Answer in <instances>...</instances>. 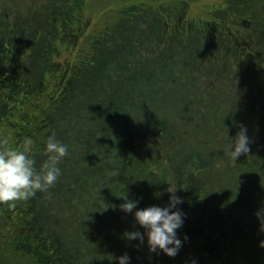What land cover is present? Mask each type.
Wrapping results in <instances>:
<instances>
[{
    "label": "trees",
    "instance_id": "1",
    "mask_svg": "<svg viewBox=\"0 0 264 264\" xmlns=\"http://www.w3.org/2000/svg\"><path fill=\"white\" fill-rule=\"evenodd\" d=\"M107 2L0 0V147L31 139L39 171L49 136L68 146L47 192L0 204V264H140L135 212L169 188L182 246L153 264H264V0Z\"/></svg>",
    "mask_w": 264,
    "mask_h": 264
},
{
    "label": "clouds",
    "instance_id": "2",
    "mask_svg": "<svg viewBox=\"0 0 264 264\" xmlns=\"http://www.w3.org/2000/svg\"><path fill=\"white\" fill-rule=\"evenodd\" d=\"M245 133L246 129L242 127L237 134L234 151L229 152L234 161L241 154L249 152V140ZM4 144L7 145L6 140ZM32 146L33 141L26 139L22 148L0 147V204H6L14 209L18 201H26L34 197L37 192H47L61 175L57 165L63 157L68 155V146L59 142L54 133L49 136L46 140L48 159L39 171L35 167L36 161L30 155ZM168 191L171 195L167 207L151 206L138 210L135 212V219L147 230L149 251L155 252L159 249L169 257H174L182 246L181 240L177 238L176 230L183 224V213L179 209L175 211L172 209L183 201L175 195L176 190L169 188ZM120 207L126 212H131L136 207V203L125 198V203ZM257 215L261 218L262 228H264V215L261 213ZM127 238L129 240L143 239L139 232L129 233ZM261 246L264 247V242H261ZM127 261V255L119 258V264H127Z\"/></svg>",
    "mask_w": 264,
    "mask_h": 264
},
{
    "label": "rangeland",
    "instance_id": "3",
    "mask_svg": "<svg viewBox=\"0 0 264 264\" xmlns=\"http://www.w3.org/2000/svg\"><path fill=\"white\" fill-rule=\"evenodd\" d=\"M107 1L108 0H87V7H88L87 9L91 10L94 13V12L101 11L103 9H115L116 8L115 4L108 3ZM185 1H188V2L196 1L197 2L196 4H194V8H192L193 12H195V13H200V12L206 13L208 10H210V3L212 0H185ZM91 7H93V10L91 9ZM106 15L108 16V14H106ZM208 55L209 54H205L204 51L202 54V51L198 50V54H193L192 55L193 58H191V59H194L198 63H202L203 66L205 67L206 63H208L210 61V57ZM204 69H202V70H204ZM207 69L211 70L209 68H207ZM167 70H187V67L181 66L179 68H176V67L172 66L171 68H168ZM175 124L181 128L186 127V122L183 120H181L180 122H176ZM226 176L228 177V174H226ZM125 198L127 200L129 199L128 196H126V197L123 196L120 198V200H125ZM81 209H83V208H81ZM252 209H253V212L256 211L255 205H252ZM138 256H139L140 264H149L147 262V260H150V264H153L152 259H154V257H156V255L153 254L151 251L147 252L145 250H141V252H139ZM173 264H179V262H175Z\"/></svg>",
    "mask_w": 264,
    "mask_h": 264
}]
</instances>
